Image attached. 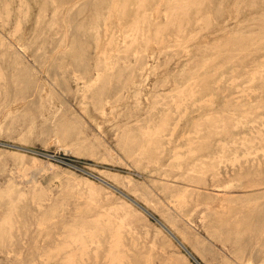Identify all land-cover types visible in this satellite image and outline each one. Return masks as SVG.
Instances as JSON below:
<instances>
[{
    "label": "rangeland",
    "instance_id": "374dc122",
    "mask_svg": "<svg viewBox=\"0 0 264 264\" xmlns=\"http://www.w3.org/2000/svg\"><path fill=\"white\" fill-rule=\"evenodd\" d=\"M0 45V264H197L99 177L203 264L264 261V0H0Z\"/></svg>",
    "mask_w": 264,
    "mask_h": 264
},
{
    "label": "bare ground",
    "instance_id": "6f19581e",
    "mask_svg": "<svg viewBox=\"0 0 264 264\" xmlns=\"http://www.w3.org/2000/svg\"><path fill=\"white\" fill-rule=\"evenodd\" d=\"M10 1H11V0H10ZM63 1H64V0H63ZM97 1H98V0H97ZM111 1H113V0H111ZM142 1H143V0H142ZM153 1H154V0H153ZM98 3H99V2H98ZM107 3H108V2H107ZM8 6H10V5H8ZM8 6H7V7H8ZM24 6H25V5H24ZM20 9H21V8H20ZM94 9H95V8H94ZM106 10H107V9H106ZM109 10H110V9H109ZM19 11H20V10H19ZM97 11H98V10H97ZM104 11H105V10H104ZM110 11H111V10H110ZM7 12H8V11H6L5 13H7ZM145 12H146V11H145ZM95 13H96V15H95L96 21L99 19L98 21L100 22V16H101V18H102V16H103L102 13L100 12L101 15H100V14H97V12H95ZM109 13L111 14V12H109ZM9 14H10V13H7L6 15L8 16ZM1 15H2V14H1ZM108 15H109V14H108ZM114 15H115V14H114ZM7 16H6V17H7ZM26 16H27V14H26ZM97 17H98V18H97ZM8 18H9V17H7L6 19L8 20ZM40 18H41V17H40ZM103 19H104V18H103ZM106 19H107V18H106ZM106 19H105V21H106ZM131 20H132V19H131ZM94 21H95V20H94ZM135 22H136V21H135ZM104 23H105V22H104ZM19 24H20V23H19ZM19 24H18V25H19ZM95 24H96V23H95ZM104 27H105V26H104ZM97 28H98V27H97ZM106 28H107V27H106ZM133 28H134V27H133ZM78 29H79V28H78ZM95 29H96V28H95ZM95 29H94V30H95ZM136 29H137V28H136ZM20 30H21V29H20ZM138 30H139V28H138ZM16 31L18 32V28H17ZM139 31H141V30H139ZM84 32H85V31H84ZM105 32H106V31H105ZM107 32H108V31H107ZM158 32H159V31H158ZM97 33H98V32H97ZM142 33H143V32H142ZM113 36H114V32H113ZM136 36H137V35H136ZM95 37H96V36H95ZM98 37H99V35H98ZM112 38H113V37H112ZM95 39H96V38H95ZM98 39H99V38H98ZM127 39H128V38H127ZM162 39H163V37H162ZM136 40H137V39H135V41H136ZM207 40H208V39H207ZM239 40H240V39H239ZM16 41H17V40H16ZM109 41H110V40H109ZM109 41H108V43H109ZM131 42H132V41H131ZM162 42H163V40H161V43H162ZM95 43H96V42H95ZM102 43H103V42H102ZM110 43H112V41H111ZM113 43H114V42H113ZM99 44H100V43H99ZM0 46H1V45H0ZM110 46H111V44H110ZM204 46H205V45H204ZM1 48H3V47H1ZM97 48H98V47H97ZM67 49H68V48H67ZM72 49H73V48H72ZM11 50H12V49H11ZM11 50H10V51H11ZM65 50H66V49H65ZM70 50H71V49H70ZM96 50H97V49H96ZM67 51H69V50H67ZM84 52H85V51H84ZM65 54H66V52H65ZM100 54H101V53H100ZM105 54H106V53H105ZM84 55H86V54L84 53ZM103 55H104V52H103ZM58 56H59V55H58ZM99 56H100V55H99ZM85 57H86V56H85ZM98 58H99V57H98ZM187 58H188V57H187ZM20 60H21V59H20ZM100 60H101V59H100ZM100 60L98 59V62H99ZM143 60H144V59H143ZM10 61H11V60H10ZM100 62H101V61H100ZM55 63H56V62H55ZM102 63H103V62H102ZM112 64H113V63H112ZM116 64H117V63H116ZM11 65H12V64H11ZM98 65L100 66V65H102V64H98ZM117 65H118V64H117ZM113 67H114V66H113ZM131 67H132V66H131ZM96 68H97V66H96ZM96 68H95V69H96ZM0 69H1V68H0ZM128 69H129V67H128ZM1 70H2V69H1ZM96 70H97V69H96ZM102 70H104V69H102ZM110 70H111V69H110ZM160 70H161V69H160ZM87 71H88V70H87ZM98 71H99V70H98ZM2 72H3V71H2ZM88 72H89V71H88ZM0 73H1V72H0ZM1 75H3V74H1ZM131 75H132V74H131ZM106 76H107V75H106ZM110 76H111V75H110ZM112 76H114V75H112ZM2 77H3V76H2ZM23 77H24V76H23ZM78 79H79V77H78ZM83 79H84V78H83ZM84 80H85V79H84ZM103 82H104V81H103ZM103 82H102V83H103ZM103 84H104V83H103ZM176 84H177V83H176ZM187 84H188V83H187ZM187 84H186V85H187ZM90 85H91V84H90ZM97 85H98V84H97ZM105 85H107V83H106ZM110 85H111V84H110ZM1 86H2V85H1ZM107 86H108V85H107ZM112 86H113V85H112ZM193 86H194V85H193ZM97 87H98V86H97ZM103 87H104V86H103ZM185 87H186V86H184L183 88H185ZM4 88H5V87H4ZM183 88H181V91H183V90H182ZM97 90H98V89H97ZM99 90H100V89H99ZM101 90H102V89H101ZM125 90H126V89H125ZM177 90H179L178 87H177ZM181 91H179L180 94H181ZM175 92H178V91H175ZM98 93H99V92H98ZM98 93H97V95H98ZM167 93H170V92H167ZM172 93H173V92H171V94H172ZM179 93H178V94H179ZM182 93H183V92H182ZM99 94H102L101 91H100ZM180 94H179V95H180ZM120 95H121V94H120ZM158 95L160 96V94H158ZM192 95H193V94H192ZM85 96H86V95H85ZM85 96H84V97H85ZM98 96H99V95H98ZM160 98H162V97H160ZM166 98H167V97H166ZM86 99H87V98H86ZM88 100H89V99H88ZM227 100H228V99H227ZM173 101H174V103H175V99H174ZM99 102H100V101H99ZM101 102H102V101H101ZM201 102H202V101H201ZM206 102H207V101H206ZM97 103H98V102H97ZM189 103H190V102H189ZM203 103H204V102H203ZM99 104H100V103H99ZM200 104H201V103H200ZM139 105H140V104H139ZM92 106H93V105H92ZM101 107H102V106H101ZM164 107H165V106H164ZM166 107H167V106H166ZM186 112H187V111H186ZM186 112H185V113H186ZM148 115H149V114H148ZM216 115H217V114H216ZM208 117H209V115L207 116V118H208ZM14 119H15V118H14ZM179 119H180V118H179ZM32 121H33V120H32ZM64 122H65V120H64ZM66 122H68V121H66ZM135 122H136V121H135ZM138 123H139V122H138ZM58 124H59V123H58ZM71 125H72V124H71ZM59 126H60V125H59ZM73 126H74V125H73ZM78 127H79V126H78ZM126 127H127V126H126ZM175 127H176V126H175ZM79 128H80V127H79ZM69 129H70V127H69ZM28 130H29V129H28ZM145 130L147 131V129H145ZM150 130H151V129H150ZM26 131H27V130H26ZM58 131H60V130H58ZM148 131H149V130H148ZM28 134H29V133H28ZM80 134H81V133H80ZM146 134H147V133H146ZM146 134H145V135H146ZM56 135H57V134H56ZM66 135H67V134H66ZM149 135H151V134H149ZM21 136H22V135H21ZM57 136H58V135H57ZM22 137H24V136H22ZM143 137H144V135H143ZM63 139H64V138H63ZM60 141L62 142V140H60ZM191 143H192V142H191ZM120 144H121V143H120ZM194 145H195V144H194ZM164 148H165V147H164ZM180 148H181V147H180ZM180 148H179V149H180ZM139 149H140V148H139ZM182 149H183V148H182ZM194 152H195V151H194ZM137 155H138V154H137ZM139 157H140V156H139ZM179 160H180V159H178V161H179ZM21 161H22V160H21ZM21 163L23 164V162H21ZM140 163H141V162H140ZM138 164H139V163H138ZM138 166H139V165H138ZM26 168H27V167H26ZM166 168H167V167H166ZM23 169H24V168H23ZM163 176H164V175H163ZM99 178L101 179V181H103V182L107 183L109 186L113 187V189L115 188L116 190H119L113 182L111 183V181H109V180H107V179H105V178H102V177H99ZM13 182H14V181H13ZM7 184H8V183H7ZM172 184H173V183H172ZM39 185H40V184H39ZM173 185H174V184H173ZM8 186H9V185H8ZM14 186H16V185H14ZM14 186H13V187H14ZM40 187H41V186H40ZM11 189H12V191H13V188H12V187H11ZM185 189H186V188H185ZM7 190L9 191V188H8ZM123 190H124V189H123ZM197 190H198V189H197ZM12 191H11V192H12ZM150 191H151V190H150ZM185 191H186V190H185ZM187 191H188V190H187ZM13 192H14V191H13ZM119 192H121V193H122L124 196H126L130 201H132L135 205H137V206H138L143 212L147 213V214L150 215V216L152 215L153 218H154V219L158 222V224L162 227V229H164L167 233H169V235H170L173 239H175V241L180 245V247H182V248L185 250V252H186V253H187V254H188V255H189V256H190V257H191V258H192L197 264H203V263H205V261L202 263V261L198 259L197 256H198L199 254H198L197 256L194 255L195 253H193V252L191 251V249L188 248V246L185 244V242H189L188 240L186 241V238H187V237H185L186 235H184V237H185V242H184V240L181 239V237H182L183 235H179V236H181V237H179V236L174 232L175 230L173 231V230L171 229V228H172V225H170V226H171V228H170L165 222H163L161 219H159L158 217H156V216L154 215V213H151V211L149 210L148 207H145L144 205L140 204V203L137 202L135 199H133V197L129 196L127 193L122 192L121 190H120ZM135 193H136V192H135ZM140 193H141V192H140ZM184 193L186 194L187 192H184ZM129 194H130V193H129ZM149 194H150V193H149ZM182 194H183V192H182ZM182 194H181V195H182ZM1 195H2V194H1ZM24 195H25V194H24ZM134 195H136V194H134ZM178 195H179V194H178ZM181 195H179V196H181ZM192 195H193V194H192ZM3 196H5V195H3ZM8 196H9V195H8ZM10 196H11V194H10ZM10 196H9V197H10ZM108 196H109V195H108ZM179 196H178V198H179ZM22 197H23V196H22ZM24 197H25V196H24ZM24 197H23V198H24ZM92 197H93V196H92ZM185 197H186V196H185ZM3 198H4V197H2V199H3ZM25 198H26V197H25ZM176 199H177V197H176ZM180 199H181V198H180ZM3 200H4V199H3ZM94 200H95V199H94ZM34 201H35V200H34ZM122 201H123V200H122ZM157 201H158V200H157ZM159 201H160V199H159ZM124 202H125V201H124ZM180 202H181V205H182V203L184 204L185 201H184V202L180 201ZM186 203H187V202H186ZM186 203H185V204H186ZM12 204H13V203H12ZM12 204H10V205H12ZM38 204H39V203H38ZM179 204H180V203H179ZM10 205H9V206H10ZM14 205H15V204H14ZM14 205H13V206H14ZM40 205H41V204H40ZM91 205H92V204H91ZM91 205H89V206H91ZM121 205H122V204H121ZM123 205H124V204H123ZM126 205H127V204H126ZM128 205H129V204H128ZM128 205H127V206H128ZM169 205H170V204H169ZM181 205H180V206H181ZM85 206H86V205H85ZM114 206L116 207V204H115ZM119 206H120V205H119ZM130 206H131V205H130ZM163 206H164V205H163ZM174 206H175V205H174ZM178 206H179V205H178ZM86 207H87V206H86ZM115 207H114V208H115ZM117 207H118V206H117ZM117 207H116V208H117ZM122 207H123V206H122ZM122 207H121V208H122ZM9 208H10V207H9ZM82 208H83V207H82ZM82 208H81V209H82ZM114 208H113V209H114ZM118 208H119V207H118ZM163 208H164V207H163ZM182 208H183V206H182ZM124 209H125V208H124ZM169 209H170V208H169ZM180 209H181V208H180ZM180 209H179V210H180ZM224 209H225V208H224ZM10 210H12V209L10 208ZM15 210H17V209H15ZM110 210H112V209H110ZM13 211H14V210H13ZM116 211H117V209H116ZM107 213H108V212H107ZM111 213H113V212L111 211ZM126 213H127V212H126ZM169 213H170V212H169ZM169 213H168V215H169ZM13 214H14V213H13ZM77 214H78V212H77ZM108 214L110 215V212H109ZM108 214H107V215H108ZM113 214H114V213H113ZM115 214H116V213H115ZM8 215H9V214H8ZM17 215H18V214H17ZM101 215H102V213H101ZM109 215H108V216H109ZM116 215H117V214H116ZM114 216H115V215H114ZM117 216H118V215H117ZM117 216H116V217H117ZM127 216H129V213H128ZM152 216H151V217H152ZM101 217H102V216H101ZM104 217H106V219H107V216H106V215H105ZM104 217H102L101 220H104V219H103ZM109 217H110V216H109ZM112 217H113V215H112ZM124 217H125V216H124ZM178 217H179V216H178ZM97 218H98V217H97ZM114 218H115V217H114ZM126 218H127V217H126ZM171 218H172V217H171ZM2 219H3V218H2ZM7 219H8V218H7ZM51 219H52V218H51ZM109 219H110V218H108V220H109ZM165 219H166V218H165ZM173 219H174V218H173ZM179 219H180V218H179ZM5 220H6V219H5ZM9 220H10V219H9ZM95 220H96V218H95ZM97 220L100 221V219H97ZM97 220H96V223H100V222H101V221L99 222V221H97ZM115 220H116V219H115ZM121 220H122V219H121ZM125 220H126V219H125ZM125 220H124V221H125ZM7 221H8V220H6V222H7ZM10 221H11V220H10ZM10 221H9V222H10ZM116 221H118V219H117ZM119 221H120V220H119ZM182 221H183V220H182ZM2 222H3V221H2ZM90 222H91V221H90ZM93 222H95V221H93ZM93 222H91V223H93ZM110 222H111V221H110ZM110 222H109V224H108L109 226L112 225ZM120 222H123V221H120ZM125 222H127V221H125ZM173 222H174V221H173ZM176 222H177V221H176ZM3 223H4V222H3ZM3 223H2V224H3ZM96 223H94V226L96 225ZM101 223H102V222H101ZM103 223L106 224V223H108V222L103 221ZM116 223H117V222H116ZM11 224H12V223H11ZM11 224H10V225H11ZM83 224H85V223H83ZM83 224H82V226H83V227H86V226H84ZM110 224H111V225H110ZM113 224H114V223H113ZM122 224H123V223H122ZM122 224H121V225H122ZM10 225H9V227L13 228V226H10ZM65 225H66V224H65ZM65 225H64V226H65ZM67 225H68V224H67ZM67 225H66V226H67ZM71 225L73 226V224H71ZM71 225H69V227H70ZM85 225H86V224H85ZM117 225H118V223H117ZM121 225H120V227H121ZM173 225H174V228H175V227H176L175 225H178V224H175V223H174ZM0 226H1V225H0ZM43 226H44V225H43ZM66 226H65V227H66ZM89 226H90V225H89ZM94 226H93V227H94ZM97 226H98V225H97ZM109 226H108V227H109ZM122 226H123V225H122ZM178 226H179V225H178ZM4 227H5V226H3V228H4ZM65 227H64V228H65ZM67 227H68V226H67ZM74 227H79V226H74ZM74 227H73V228H74ZM95 227H96V226H95ZM98 227L101 228L100 225H99ZM106 227H107V225H106ZM112 227H113V225H112ZM118 227H119V226H118ZM120 227H119V228L116 227L118 230H117L116 228H114V230L120 231V230H121ZM124 227H125V225H124ZM128 227H130V226H128ZM184 227H185V226H183V228H184ZM1 228H2V227H0V229H1ZM44 228H45V227H44ZM71 228H72V227H71ZM81 228H82V227H80V231H79L80 233L83 231V230H81ZM102 228H103V225H102ZM102 228H101V229H102ZM146 228H147V227H146ZM174 228H173V229H174ZM186 228H187V227H186ZM4 229H5V228H4ZM68 229H69V228H68ZM74 229H75V228H74ZM89 229H90V228H89ZM89 229H88V230H89ZM107 229H108V228H107ZM119 229H120V230H119ZM122 229H123V228H122ZM130 229H131V228H130ZM144 229H145V228H144ZM176 229H178V228H176ZM180 229H182V228L180 227L179 230H180ZM13 230H14V229H13ZM66 230H67V229H66ZM70 230H71V231H70ZM75 230L77 231V229H75ZM78 230H79V229H78ZM86 230H87V229H86ZM88 230H87V231H88ZM90 230H91V229H90ZM90 230H89V231H90ZM95 230L97 231V233L99 232L98 228L95 229ZM95 230L93 231L94 233L89 234L90 232H89V233L87 232V234H86V233H85V234L83 233L82 235H85V236H86V235L89 234V235H91V236H89V235H88V236L92 238V236H94V235H92V234H95V232H96ZM103 230H104V228H103ZM103 230L100 231L102 234L105 233V232H104V233L102 232ZM123 230L125 231V228H124ZM183 230H185V228H184ZM2 231L5 232V230H2ZM10 231H12V229H11ZM18 231H19V230H18ZM55 231H56V230H55ZM69 231L71 232V233H70L71 236H70L69 234H67V235H69L70 237L67 236V235H65V234H63V235L65 236V238L68 237V238L70 239L71 237H73L72 235H74V234L76 235V234L78 233V231H77V233H76V232H72V231H73L72 229H69ZM104 231H105V230H104ZM109 231L111 232V229H110V230L108 229V232H109ZM117 231H115V232H117ZM186 231H187V230H186ZM4 232L1 233V236H2V234L4 235ZM6 232H7V231H6ZM66 232H67V231H66ZM100 232H99V233H100ZM110 232H109V233H110ZM113 232H114V231H113ZM134 232H135V231H134ZM147 232H148V231H147ZM97 233H96V235H97ZM117 233H119V232H117ZM177 233H179V232H177ZM180 233H181V231H180ZM180 233H179V234H180ZM10 234H11V232H10ZM10 234H9V235H10ZM111 234H112V232H111ZM114 234H116V233H114ZM146 234H147V233H146ZM148 234H150V232H148ZM182 234H184V231H182ZM185 234H187V233H185ZM75 235H74V239H77L75 242L73 241L75 244H76V243H77V244L80 243L79 245H80V247H82L81 244H83V242L85 241V245H87V247H85V245L83 244V247H85V250H84L83 248H82V249H83V251L86 253V249L88 248V244H86V242L89 241V238L87 237V238H88V240H87L86 238H83V236L81 235V236H82L81 238L84 239V241L82 242V240H81V239H80L81 241L78 240L79 237H75ZM189 235H191V234H188V236H189ZM39 236H40V235H39ZM77 236H80L79 233L77 234ZM98 236H101V235H98ZM98 236L96 237L97 240H98ZM102 236H103V235H102ZM113 236H114V235H113ZM118 236H120V238H121V237L123 236V234L121 235V232H120L119 235H117V237H118ZM139 236H140V235H139ZM146 236H147V235H146ZM110 237H112V235H110ZM148 237H149V236H148ZM184 237H182V238H184ZM6 238H7V237H6ZM10 238H11V237H10ZM65 238H64V241L66 240V241L68 242L67 238H66V239H65ZM93 238H94V237H93ZM115 238H116V237H115ZM120 238H119V240H120ZM154 238H155V237H154ZM40 239H41V238H40ZM74 239H72V240H74ZM85 239H86V240H85ZM117 239H118V238H117ZM12 240H13V239H12ZM62 240H63V238H62ZM72 240H71V241H72ZM91 240H92V239H91ZM91 240H90V241H91ZM94 240H96V239H94ZM112 240H113V242L115 243V241H114L113 238H112ZM121 240H122V239H121ZM166 240H167V239H166ZM64 241L61 242V244H62V243L65 244ZM78 241H80V242L78 243ZM154 241H155V239H154ZM2 242H3V241H2ZM67 242H66V243H67ZM73 242H71V243L73 244ZM97 242H98V241H97ZM110 242H112V241H110ZM190 242H191V245H193L191 239H190ZM5 243H6V242H5ZM93 243H94V242H93ZM118 243H119V242H118ZM120 243H121V242H120ZM120 243H119V244H120ZM204 243H205V242H204ZM64 244H63V245H64ZM69 244H70V243H69ZM69 244H68V246H69ZM72 244H70L71 247H70V246H69V247H68V246L65 247L67 244H65V246H61V250H63L62 252H64V249H62L63 247L66 248L67 250H70V249H68V248H71V249H72V248H73V247H72V246H73ZM90 244L92 245V243H90ZM101 244H102V243H101ZM112 244H113V243H112ZM112 244H111V245H112ZM119 244H117V240H116V243L114 244V246L112 245L113 249L117 247V246H115V245H119ZM167 244H169V243H167ZM97 245H98V244H97ZM120 245H122V243H121ZM155 245H156V244H155ZM169 245H170V244H169ZM59 246H60V245H59V243H58V248H60ZM99 246H101L100 243H99ZM123 246H124V245H123ZM134 246H135V245H134ZM152 246H153V245H151V247H152ZM166 246H167V245H166ZM75 247H77V246H75ZM80 247H77V249H81ZM109 247H110V245H109ZM112 247H111V249H112ZM154 247H155V246H154ZM204 247H205V246H204ZM55 248H57V247H55ZM122 248H124V247H122ZM49 249H50V248H49ZM90 249H91V248H89V250H90ZM111 249H110V251H111ZM117 249L119 250L118 247H117L116 249H114V250H117ZM54 250H55V249L50 250V251L53 252ZM56 250H57V249H56ZM56 250H55V251H56ZM74 250H75V249H74ZM114 250L112 251V253H114ZM124 250H125V248H124ZM126 250H127V248H126ZM128 250H129V249H128ZM78 251L80 252L79 255H80V254H82V255L84 254V252H83L82 250H78ZM78 251H77V252H78ZM81 251H82L83 253H81ZM59 252H60V251H59ZM95 252H96V250L94 251V253H95ZM115 252H116V251H115ZM49 253H50V252H49ZM53 253H54V252H53ZM66 253H67V252H66ZM72 253H73V252H71L69 255H71ZM109 253H110V252H109ZM112 253H110V254H112ZM118 253H119V252H118ZM118 253H115V255L112 254V255H114V257L112 256L111 260L114 258V259H113L114 261H111V260H110V263H112V262H113V263H116V262H115V257H116L117 261H118V258H119V259L124 258L123 255L125 256V254H123V253L120 252V254H123L122 257L120 258V257L118 256V255H119ZM58 254H59V253H57V255H58ZM75 254H77L76 251H75ZM106 254H107V256L109 257V254H108V253H106ZM117 254H118V255H117ZM69 255H67V257H68L67 259H69V260H71V261H74V260H75V259L73 258L74 255L71 256V259H70ZM77 255H78V254H77ZM96 255H97V254H96ZM101 255H102V254H101ZM162 255H163V254H162ZM222 255H223V254H222ZM19 256H21V255H19ZM87 256H88V255H87ZM142 256H144V255H142ZM145 256H146V255H145ZM218 256H219V255H218ZM42 257H44V256H42ZM56 257H57V256H56ZM74 257H76V256H74ZM77 257H79V256H77ZM80 257H82L81 260L83 261V256L80 255ZM85 257H86V256H85ZM97 257H98V256H97ZM117 257H118V258H117ZM146 257H148V255H147ZM149 257H150V255H149ZM149 257H148V258H145V261H147V260L149 259ZM106 258H107V257H106ZM106 258H105V260H106ZM126 258H127V257H126ZM150 258H151V257H150ZM169 258H170V256H169ZM55 259H56V258H55ZM67 259H65V260H67ZM76 259H77V258H76ZM96 259L98 260V258H96ZM109 259H110V258H109ZM151 259H152V258H151ZM164 259H165V258H164ZM164 259L162 258V262H164V261H163ZM63 260H64V259H63ZM69 260H68V262H69ZM107 260H108V258H107ZM121 260L123 261L124 259H121ZM141 260H142V258H141ZM168 260H169V259H168ZM171 260H172V259H171ZM184 260H185V259H184ZM203 260H204V259H203ZM263 260H264V259H263ZM71 261H70V262H71ZM129 261H130V260H129ZM238 261H239V260H238ZM45 262H46V261H45ZM63 262H64V261H63ZM66 262H67V261H66ZM70 262H69V263H70ZM74 262H75V261H74ZM74 262H73V263H74ZM151 262H152V261H151ZM167 262H168V261H167ZM167 262H166V263H167ZM251 262H252V261H251ZM262 262H264V261H261V264H262ZM76 263H77V262H76ZM76 263H75V264H76ZM83 263L85 264V261H84ZM113 263H112V264H113ZM119 263H122V262L118 261V264H119ZM172 263H173V262H172ZM172 263H171V264H172ZM253 263H254V262H253ZM67 264H68V263H67ZM70 264H72V263H70ZM122 264H123V263H122ZM147 264H150V263H148V261H147ZM151 264H152V263H151ZM176 264H177V263H176ZM243 264H244V263H243ZM247 264H249V263H247Z\"/></svg>",
    "mask_w": 264,
    "mask_h": 264
},
{
    "label": "water",
    "instance_id": "95a60500",
    "mask_svg": "<svg viewBox=\"0 0 264 264\" xmlns=\"http://www.w3.org/2000/svg\"><path fill=\"white\" fill-rule=\"evenodd\" d=\"M118 191H120V190H118ZM152 216V215H151ZM153 217V216H152Z\"/></svg>",
    "mask_w": 264,
    "mask_h": 264
}]
</instances>
